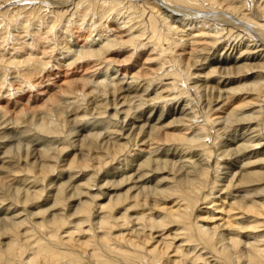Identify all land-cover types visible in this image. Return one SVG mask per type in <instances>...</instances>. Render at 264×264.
Wrapping results in <instances>:
<instances>
[{"label":"bare ground","instance_id":"1","mask_svg":"<svg viewBox=\"0 0 264 264\" xmlns=\"http://www.w3.org/2000/svg\"><path fill=\"white\" fill-rule=\"evenodd\" d=\"M82 1L95 18L59 85L38 37L0 53V264H264V0Z\"/></svg>","mask_w":264,"mask_h":264},{"label":"rangeland","instance_id":"2","mask_svg":"<svg viewBox=\"0 0 264 264\" xmlns=\"http://www.w3.org/2000/svg\"><path fill=\"white\" fill-rule=\"evenodd\" d=\"M18 1H20V2H18ZM32 1V2H31ZM34 1V2H33ZM44 1V0H43ZM42 0H24V3H23V0H14V1H12V0H0V2H2V3H0V6H2V8L0 7V12L3 10V11H5L4 10V8L6 9V11L7 12H5V14H3V15H0V25L2 26H0V30H2L3 31V34H0V36H1V38H0V43H1V45L3 46H1L0 47V53L2 52V53H4L5 54V56H4V58L6 59V58H8V57H10L11 55H17V56H19V55H23V56H21L20 58H23L24 56H26L27 55V51H28V47H27V45H26V43L27 42H29L30 40V42H32V41H34L35 40V38L34 37H38L35 41H41V42H38L39 44H38V46H39V48H38V46H37V48L35 47V48H32L31 50H29V51H32V52H34V54H36L37 53V57H40V58H43L45 61H47L48 63H49V61H51L49 64H51V65H49V64H47V67H49V68H53V69H55V70H49L50 72L52 71L53 73H54V71H56V69H57V71L59 72L58 74H57V77L56 76H52V77H49L48 79H44L43 80V82H42V85H48V84H50L49 86H47L48 88L50 87V88H52L53 87V85H59L60 83L59 82H61V80L63 79V78H65L66 76H70L71 75V72H72V70L74 71V69H69V72L66 74L65 73V75H64V67H60V68H58V66L56 65V62H57V60H64V59H66L67 58V60L66 61H69L70 60V54H72L73 53V51H75V49H77V46H82V44H83V42L84 41H82V38H80V37H78L79 36V34L81 35V34H83V33H85V32H87L86 31V29H87V27L89 26V24L91 23V22H93V19L95 18V15L93 16V19H92V11H93V9H94V7L93 6H89L88 4H86L85 2H83L82 1V4H86L88 7H86V5L83 7L82 6V4H79L78 6V9L81 7V9L83 10H85L86 8H88V9H86V11H85V16H84V19L83 20H81L80 19V17L78 16V15H80V14H78V12L76 13V14H72V12H74L73 10H75V12H76V9L77 8H74V6H72V5H75V3H76V1L78 2V0H57V1H60L61 2V4H62V6L60 5L59 7H60V9H61V7L65 10H67V9H69V10H67V12L65 13V17L63 16V17H61V18H58V20L57 21H55V24L53 25V27H52V29H50V33L49 32H47L46 33V36H45V34H44V36H42V34H43V31L41 30V32H39V33H35V31H38V29H39V23H37V21H38V19L40 18V16H41V18H40V20H45V19H49V15L51 14L49 11L53 8H57L58 6H55V7H52V6H54L52 3H50L51 2V0H46V1H44L43 2ZM74 3H73V2ZM9 2L11 3V4H9ZM31 2V3H30ZM6 3V4H5ZM20 3V4H19ZM24 5H22V4ZM72 5H71V4ZM6 6H5V5ZM18 4V5H17ZM32 4V5H31ZM9 5H12V6H9ZM14 5V6H13ZM20 5V6H19ZM25 5H26V8H33L34 6L33 5H35V8H37V10H35V11H33L34 12V14H33V12H30V19H28L29 21H32V23L31 22H29L28 20L26 21V23L28 24V26H27V24L25 23V22H23L22 20H23V17H26V16H24V15H26L27 13L26 12H23L24 10L23 9H25ZM28 5H31V6H29L28 7ZM36 5H39V6H36ZM64 5L67 7H64ZM68 5H69V7H68ZM72 7H71V6ZM7 7V8H6ZM12 7H15V8H13L12 9ZM21 7V8H20ZM22 7H24L23 9H22ZM49 7V8H48ZM86 7V8H85ZM19 9V10H17V9ZM41 8V9H40ZM73 8V9H72ZM91 8V9H90ZM43 9H45L44 11H43ZM47 9H48V11H47ZM77 9V10H78ZM80 9V10H81ZM12 10V11H11ZM22 10V11H21ZM41 10H42V12H41ZM11 11V12H10ZM71 11V12H70ZM9 12V13H8ZM38 12V13H37ZM44 12V13H43ZM13 13V14H12ZM22 13V14H21ZM69 13V14H68ZM71 13V14H70ZM17 14V15H16ZM36 14V15H35ZM42 14H43V16H42ZM49 14V15H48ZM7 16V18H6V16ZM11 15V16H10ZM34 15V16H33ZM38 15H39V17H38ZM10 16V17H9ZM18 16V17H17ZM23 16V17H22ZM36 16V17H35ZM76 17V18H74V17ZM113 16V15H112ZM121 17L122 15H118L117 17ZM15 17H17V18H19V20H20V18L22 19V20H20L21 22H19L18 23V19L17 20H14L15 19ZM28 17V18H29ZM78 17H79V19H78ZM91 17V18H90ZM111 17V16H110ZM109 17V18H110ZM119 17V18H120ZM14 18V19H13ZM63 18V19H62ZM70 18V19H69ZM71 18H72V20H71ZM74 18V19H73ZM4 19H6V20H4ZM7 19H9L8 21H9V23L6 25V23L8 22L7 21ZM25 19V18H24ZM68 19V20H67ZM91 19V20H90ZM66 20V21H65ZM15 21H16V24H15ZM33 21H36V22H33ZM64 21V22H63ZM72 21V22H71ZM75 21V22H74ZM77 21V22H76ZM83 22V24H82V22ZM2 22L3 23H5V24H2ZM23 22V24H21ZM60 22V23H59ZM68 22V23H67ZM69 22H70V24H69ZM80 22V23H79ZM90 22V23H89ZM20 24L21 26H22V28L20 29L19 27H20V25H18V24ZM30 23V24H29ZM59 23V24H58ZM62 23V24H61ZM65 23V24H64ZM67 23V24H66ZM75 23V24H74ZM76 23H77V25H76ZM89 23V24H88ZM12 24H14V25H12ZM25 24V25H24ZM63 24H64V26H63ZM72 24L75 26V27H77V28H75V27H73L72 26ZM82 26H80V25ZM9 25V26H8ZM38 25V26H37ZM68 25V26H67ZM5 26H7L8 28H6ZM12 26V27H11ZM26 26V27H25ZM32 26V27H31ZM62 26V27H61ZM78 26H80V27H78ZM4 27V28H3ZM11 27V28H10ZM16 27V28H15ZM27 27H28V29H27ZM36 27H38V28H36ZM72 27V28H71ZM2 28V29H1ZM14 28V29H13ZM24 28V29H23ZM30 28L32 29L33 28V32H32V34L34 35V34H36V35H32L31 34V31H30ZM61 28H63V29H61ZM78 28H79V30H78ZM81 28H83V30L81 29ZM84 28H86V29H84ZM4 29V30H3ZM6 29V30H5ZM8 29V30H7ZM13 29V30H12ZM16 29H18L17 31L20 33V35L18 36V38H17V36H16V34H12L11 36H10V32H12V33H14L15 31H16ZM35 29V30H34ZM55 29H56V31H57V33H56V31H55ZM71 29H72V31H71ZM76 31H75V30ZM82 31H81V30ZM23 30V31H22ZM27 30V31H26ZM54 30V31H53ZM70 30V31H69ZM2 31H0V33H2ZM5 31H9V32H6L5 33ZM16 31V32H17ZM21 31V32H20ZM62 31V32H61ZM70 33H69V32ZM85 31V32H84ZM27 32H29V33H27ZM59 32V33H58ZM69 34H67V33ZM73 32V33H72ZM76 32V33H75ZM81 32H83V33H81ZM8 33H10V34H8ZM42 33V34H41ZM63 33V34H62ZM73 34V36H75V37H73L72 36V34ZM75 33V34H74ZM9 35V37L12 39V40H10V38L8 37V35ZM64 34H66V36L64 35ZM5 35V36H4ZM14 35H15V37L16 38H14ZM23 35V36H22ZM26 35V36H25ZM41 35V36H40ZM78 35V36H77ZM12 36H13V38H12ZM25 36V37H24ZM48 36V37H47ZM49 36H51V37H49ZM63 36H65V37H63ZM67 36H69V37H67ZM9 39H8V38ZM40 37H42V38H40ZM5 38H6V40L7 41H5ZM27 38V39H26ZM69 38V39H68ZM3 39V40H2ZM13 39L15 40L14 42H12L13 41ZM20 39H21V41H20ZM30 39V40H29ZM33 39V40H32ZM41 39V40H40ZM49 39H51V41L49 40ZM74 39V40H73ZM42 40H43V42H42ZM61 40H62V43H61ZM70 40H72L71 41V43L73 44V46L71 47V43L69 44L68 42L70 41ZM16 41H17V43H16ZM18 41H20L21 43H19ZM22 41H24V42H22ZM45 41V42H44ZM46 41H47V44H46ZM65 41V42H64ZM76 41V42H75ZM77 41H78V44H77ZM4 42V43H3ZM49 42V43H48ZM81 42V43H80ZM15 44V45H13V44ZM25 43V44H24ZM45 43V44H44ZM52 45H51V44ZM19 44L21 45V46H19ZM28 44V43H27ZM49 44H50V47L51 46H53L54 44V48L55 49H52L50 52L48 51V52H46V53H44L43 54V56H42V53H40V52H42V49H43V47H49ZM63 44H64V46H63ZM65 44H68L70 47V49H67V46L68 45H65ZM85 44H87V42H85ZM16 45H17V47H16ZM46 45V46H45ZM48 45V46H47ZM6 46V47H5ZM24 46V47H23ZM66 46V47H65ZM16 47V48H15ZM25 47H27V48H25ZM61 47H64V48H62V49H60ZM7 50V54H6V51L4 50ZM8 48V49H7ZM19 48V49H18ZM21 48L23 49V51L21 50ZM9 49L12 51V50H15V53H14V51H9ZM40 49V51H38V50ZM60 49V50H59ZM16 50L18 51V52H16ZM62 50H64V51H66V52H62ZM10 53H9V52ZM20 51H22L21 52V54H20ZM38 51V52H37ZM27 52V53H26ZM36 52V53H35ZM53 52V53H52ZM61 52V53H60ZM68 52V53H67ZM69 52H72V53H69ZM12 53V54H11ZM18 53V54H17ZM38 53H39V55L40 56H38ZM59 55H58V54ZM67 54V55H65V54ZM10 54V55H9ZM26 54V55H25ZM48 54H49V56L51 57V58H49L48 57ZM54 57H52L51 55ZM1 55V54H0ZM62 56L63 57V59H62V57H56V56ZM8 56V57H7ZM68 56V57H67ZM121 57V56H120ZM142 57V59H143V57H145V56H143V55H141V56H139V58H141ZM51 59V60H50ZM142 59H141V61H142ZM73 60V59H72ZM137 62H138V64L140 63L139 61H138V59H135ZM54 62H55V64H54ZM2 63H0V67L1 66H3V67H1L2 69L4 68V70H2L1 68V70H0V75L2 76V73H4L3 74V76H4V78H6V80H4V83L2 84V85H0V89L1 90H3L4 91V89L6 90V87L7 86H11V88L9 89L8 87V90H10V92H12V93H14V89L16 88V83L14 84L13 82H15V80L14 81H12V83H13V85H10L11 83V80H9L10 82H8V79H11L12 77H10V76H8V79H7V75H8V73H6V71L7 72H9V75L13 72L14 73V69H12L11 67V70H10V68L8 67V66H5V65H1ZM54 64V65H53ZM51 66V67H50ZM60 66V65H59ZM49 68H47V70L49 69ZM6 70V71H5ZM4 71V72H3ZM77 71H80V70H77ZM76 72V71H75ZM5 73H6V75H5ZM68 76V77H69ZM59 79H61V80H59ZM47 80V81H46ZM52 80H54L55 81V83L52 81ZM46 82V83H45ZM52 82V83H51ZM6 83V84H5ZM58 83V84H57ZM4 84H5V86H4ZM7 85V86H6ZM12 87H13V89H12ZM15 87V88H14ZM34 87V86H33ZM3 88V89H2ZM41 89H43V88H41ZM25 90V89H24ZM29 90H31V91H29ZM56 89L54 88V89H52V90H50V93H53L54 91H55ZM9 92V93H10ZM24 93V94H23ZM21 95H20V97L22 98V99H20V100H22L23 102L26 100V98L28 97V96H32L31 97V100L33 101V99H34V102L33 103H31V105L32 106H35L36 108L34 109V110H40L41 108L39 107V105H41L42 103H43V101H45V99L47 98V95L46 94H40V96H39V98H37V97H34L35 96V94L37 95L38 93H36V90L35 89H30V88H28L27 89V91L25 90L24 92H23ZM34 96H33V95ZM42 95V96H41ZM17 95H13L12 97H16ZM5 97V95H3V98ZM12 97H9V99H8V101H7V99L6 98H4V101H3V105L4 106H6V107H8L7 109H8V111H15V107H14V105H10V103H13V102H11V100H12ZM11 99V100H10ZM6 101V102H5ZM31 101V102H32ZM7 102H9V104L7 103ZM9 105V106H8ZM13 109V110H12ZM38 114V115H37ZM36 114V119H38L40 116H41V113L40 112H38ZM89 118V117H88ZM88 118H86L85 119V121H84V123H85V125L86 126H89L91 123H92V121H91V123H90V121L88 120ZM90 119V118H89ZM87 120H88V122H87ZM93 120V119H92ZM29 125V124H28ZM29 127H30V129H32V126L31 125H29ZM32 132V133H31ZM30 134L29 135H26V138L27 139H30V142H32V137H34L35 135L33 134V131H30L29 132ZM29 137V138H28ZM20 138H22V137H20ZM54 144H57V143H55V142H53L52 143V145H50L51 147H54ZM67 154V153H66ZM65 156V155H64ZM65 162H63V164H64ZM204 207H207V206H205V205H203ZM205 208H203V210H201V212H199V214L201 215V217L202 218H206L207 216H209L208 215V212L206 211V210H204ZM214 214L215 215H213V218L212 219H208V220H206V221H209V223H213V222H216V223H218V222H221L222 221V219L221 218H223L222 216H223V212L222 211H220L219 210V208H217L216 210H215V212H214ZM218 217V219H216ZM209 218V217H208ZM205 222V220H200V224H205L204 223ZM209 226H211V225H209ZM227 231H225V233H226ZM245 233H247V230H244V231H242V235L243 234H245ZM250 237H251V235H250Z\"/></svg>","mask_w":264,"mask_h":264}]
</instances>
